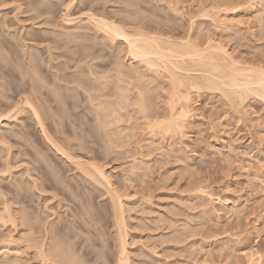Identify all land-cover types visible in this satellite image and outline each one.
<instances>
[{"label": "rangeland", "instance_id": "1", "mask_svg": "<svg viewBox=\"0 0 264 264\" xmlns=\"http://www.w3.org/2000/svg\"><path fill=\"white\" fill-rule=\"evenodd\" d=\"M27 3H31V11L30 4ZM62 9L63 6L55 5L47 0H7L0 3V19L11 24L8 28L7 24L0 23V39L5 37L12 41H10L12 45L8 44V51L5 53L7 55L3 57V60L0 59L2 60L0 62L5 65L4 68H7L4 70L11 74L0 79V86L3 89L0 88V112L5 113L17 106L10 114L12 119L9 117L1 120L0 123V192L3 193L0 197H4L0 199V205L6 203L5 201L9 207L11 204L12 213L15 210L13 219L16 224L18 222L16 225L6 218L3 223L0 219V264H46L39 257L40 255L34 253L41 242L37 241L38 236L44 237L42 241L45 239L43 241L45 244L47 241L51 242L48 234H45L51 221L57 220L55 222L61 223L64 219V222L67 220L69 222L70 217L71 220L74 219L75 227H71V223L66 225L68 230L65 228L63 231L66 232L62 231L64 234L61 233V237L57 235L56 238L64 237L63 241L68 242L69 248L74 247L72 250L79 255L77 257L75 254V263L83 259L82 263L80 261L77 264H115L116 253L113 254L116 252L113 248L115 245L112 247L115 244L113 239L115 227H113V216L109 213L110 203L107 195L103 193L105 188L100 185H90L82 176L83 172L75 166L74 160L80 159V156V161L93 162L102 166L107 173L109 172L113 186L117 187L120 194H124L122 200L126 211L123 215L127 216L125 221L129 235L126 239L131 260L134 259L132 263L171 264L175 263L172 261L178 263L181 259L182 264L189 262L191 264H246L245 253L256 250L261 253L264 264V99L261 100L254 95L247 97L241 106L243 107L241 113L246 111L245 115L243 113V118L240 112L229 111V107L224 103V97H221L218 91L192 90L191 116L185 123V127L180 134L173 133V136L170 134V137L164 136L163 139L161 137L158 140L159 143H151V148L146 147L150 141H148L149 144L144 141L147 145L143 146V150L147 151V155L144 153L142 156L144 163L138 167L140 173L136 169L135 173H138L134 176L129 167L134 159L129 153H123L127 148L129 149L125 152L137 147V140L140 141L141 131H143L142 126L139 128V125L142 124H140L141 121L137 122L138 124L127 121L126 117L130 115L127 108L129 106L127 103L126 106L124 103V106L122 105L123 96H120L121 106L117 99L115 100L119 97H115L117 94H114L115 98H110L115 88L113 83L117 78L115 71L111 72V69H114L116 61L121 63L125 61L124 45L120 41H109L106 37L94 34V31L89 28L80 31L73 27V24L86 21V13H94L97 16L112 19L129 30H135L137 28L127 23V19L137 17L136 22H141L139 24L146 33L161 34L162 37L170 36L173 39L192 34L200 44H203L207 37H211L224 44L236 59L244 61L246 60V58L243 59L244 57L248 60L250 57H259L262 52L264 55V0H79L76 7H72L68 12L70 16L63 15ZM215 13L218 14L215 15ZM216 17L225 19L229 23L227 22L226 25L218 23ZM5 43H7L6 40ZM22 50L26 52H24L26 55ZM22 57L26 60L30 57L31 62L24 64L23 62L27 61ZM128 64L130 60L127 61ZM141 64L136 63L134 68H138L139 65L147 68ZM144 68L141 70L146 73ZM132 75L135 77L136 72ZM105 76L106 86L110 84L113 88L110 85L106 87L105 83L102 84ZM112 78L115 81L111 84ZM123 78L126 77L123 76ZM126 79L130 80L128 77ZM164 80L166 79L163 78L162 81ZM125 81L117 80L116 84L119 83L118 86H121V82ZM155 82L158 81L147 84L148 87L150 86L146 88L149 93L147 97L149 96L150 103L152 101L150 104L152 108L159 107L163 110L167 89L165 91V88H160L161 86ZM99 83L106 87L105 91L98 86ZM33 85L38 86L36 90L32 88ZM126 85L128 84H122V86ZM129 85L125 87H128L126 90L123 87L120 89L125 93L129 92L128 98L131 99L130 91L133 87ZM152 86L155 88L152 89ZM96 87H99L103 94L111 93L106 96L101 95L103 98L108 96L109 101L111 99L110 103L116 101L114 108L121 107L118 113L120 117H115L114 121L117 120L116 123L121 124L120 127H116L118 124L115 123L107 124V126L103 123L101 127L100 122L97 126L98 117L96 116L100 112L98 113L99 110L94 106L96 102L93 103V101L99 97L101 90ZM32 92L34 95L38 94L37 97H39L34 103L43 109L47 119L45 124L52 128L49 127L50 130H47L50 133L48 136L54 141L57 140L58 145L59 141H62L59 146L65 150L68 149L67 153H71L74 159L60 157L61 155L51 150V146L43 139L29 106L23 102L25 96L31 100ZM91 98L94 99L91 101L93 105L89 104ZM100 98L102 99L101 96ZM105 101L109 102L106 98ZM124 107L128 109V112L124 111ZM121 112L127 115H121ZM116 113L115 115H118ZM131 124L138 127L135 128ZM104 127L107 128L103 131ZM120 129H123V132L125 130V134L120 132ZM130 132L136 134V137ZM120 135L124 137L121 138ZM141 142L139 144L143 145L144 143ZM119 143H122L120 147ZM115 144L118 147H115ZM158 145L160 148H157ZM111 146L119 152L123 151L122 154H117ZM106 148L108 150L111 148L113 151L110 149L112 152H106ZM126 154L129 158L128 155L124 156ZM78 155L79 158H77ZM137 155H135L136 158L141 156ZM7 164H10V167ZM4 169L9 170L5 172ZM73 170H75L74 173ZM41 173L45 176L43 177ZM32 175L41 176L40 180H44V182L39 181L44 185L42 188L38 185L39 190L35 186L32 189ZM78 175L80 179L83 177L84 181L78 179ZM56 186L62 192H58ZM207 191L212 192L213 200L207 198L205 200L204 197L207 194L204 193ZM101 192L104 196L100 195ZM52 195L54 198H51ZM217 197L227 201L229 207L225 208L217 202L215 199ZM11 198L16 199L13 201ZM22 208L25 211L20 214L18 211L20 209L22 211ZM0 210L3 212L2 206ZM81 210L87 211L83 212L86 216L82 215ZM1 211L0 214H2ZM78 212L80 215H77ZM25 216H28L27 220ZM81 216L82 219L86 217L88 219L82 220ZM19 217L24 218L20 220ZM184 220L189 223L186 225ZM176 223L180 225H175ZM31 226L35 229V231L32 229L33 234H31ZM176 229L179 231L182 229L180 232L183 234ZM178 234H181L180 237ZM165 235L171 237L172 242L166 240ZM174 235L179 239L174 238ZM31 236L37 238L32 237L34 239L32 242ZM162 237L166 238L164 244H162L164 241ZM8 239L9 243L6 241ZM175 240L181 242L174 243ZM49 244L46 245L49 246ZM185 260L189 262H184ZM47 264L50 262L48 261Z\"/></svg>", "mask_w": 264, "mask_h": 264}, {"label": "bare ground", "instance_id": "2", "mask_svg": "<svg viewBox=\"0 0 264 264\" xmlns=\"http://www.w3.org/2000/svg\"><path fill=\"white\" fill-rule=\"evenodd\" d=\"M5 1H7V0H0V3L1 2H5ZM10 1V0H9ZM11 1H15V0H11ZM25 1H27V0H25ZM47 1H52V3L53 4H55V5H60V6H63V11H64V14L63 15H65V16H70V14H68V12L70 11V9L72 8V7H76V4L78 3V1L79 0H47ZM27 4H30V11H31V3H27ZM75 4V5H74ZM19 7V6H18ZM28 10V9H27ZM217 12V11H216ZM218 13H219V11H218ZM217 13V14H218ZM85 14V13H84ZM216 13H215V15H217ZM86 15V21L84 22V23H79V24H73V27L74 28H76V29H80V31H82L83 29H86V28H89V29H91V30H93L94 31V34H97V35H99V36H102V37H106L107 39H109V41H120L123 45H124V59H125V61H123L124 62V64H123V62L121 63V62H119V61H116V64L113 66L114 67V69H111V72L114 70L115 71V73L114 74H116V76H117V78L115 79L116 80V82L115 83H113V85L115 86V88H113V85H110V86H112V88H113V95H111L110 96V98L111 97H114L115 95L114 94H117V96H115V97H118L119 98V100H118V98H115V100L117 99V102L119 103L120 102V100H122L121 99V97L120 96H123L122 98H123V102H121L122 103V105H123V103L125 104V106H126V103H127V105L129 106V107H127L128 109H129V113H130V115H129V113H128V115L129 116H127L126 118H127V121L130 123V121H131V123H133L134 124V122L135 123H137V122H139V121H141V123L140 124H142V125H139V128H140V126H142V128L141 129H143V131H141L142 132V134H141V139H140V141H138L137 140V138H136V140H137V147H135V148H133V149H130L131 151H128V152H125L127 149H129V148H127L125 151H124V153L123 154H125V153H129V155H131L133 158L132 159H134L132 162H131V165L129 166V167H131L130 169V171L132 172V173H134L133 175L135 176V174L136 173H138L139 172V169H138V167L142 164V163H144V160L142 159L143 157V155H144V153H146L144 150H143V146L145 145V142L147 141H150V144H149V142H148V146H146L147 148H151L150 147V145H151V143H154V142H158L159 143V139L161 138V139H163L164 138V136H169L170 134L173 136V133H177V132H179V133H177V134H180V132L182 131V129L185 127V123L188 121V119H190L189 117L191 116L190 115V112H191V109H190V95H191V91L193 90H195V89H210V90H215V91H218L219 92V94L221 95V97H224V103H225V105H227L228 107H229V111H231V112H235L236 111V113L237 112H240L239 114H241L242 116H243V113L244 112H246V111H243V113H241V111H242V109L241 108H243V107H241V106H243L242 104H243V102L246 100V98L247 97H249V96H251V95H254V97L256 96V97H259L261 100H263L264 99V55H263V52L260 54L261 55V57H260V55H259V57H255V58H257V60L255 59V58H251L250 57V59H248L247 60V57H244L243 59H245L246 58V60H242V59H236V57H234V56H232V53H229L230 51L226 48V46H224V44H222V43H220V42H218V41H215V40H213V39H211V37L210 38H206V41L202 44H200L195 38H193V35L192 34H188L187 36H185V37H180V38H172V37H170V36H163L162 37V35L161 34H159V35H157V34H154V33H146V32H144L143 31V27L139 24V23H141V22H139V23H137L136 21H137V17L136 18H128L127 19V23H129V24H131V25H133L134 27H136L137 29H135V30H129V29H127L126 27H124L123 25L121 26L120 25V23H117L116 21H114V20H112V19H108V18H106V17H103V16H97V15H95L94 13L92 14H85ZM220 16V15H219ZM217 18V17H216ZM3 19L4 20H7V19H5V17H3ZM1 20V19H0ZM70 21H73V19H69ZM140 20H141V18H140ZM139 21V20H138ZM2 22V24L3 23H5V21H3V20H1L0 21V23ZM7 23H5V25H6V27H10L11 26V24H8V21H6ZM11 21H9V23H10ZM125 22V21H124ZM135 22V23H134ZM216 22H218V23H224L225 25L226 24H228L229 23V21H227V20H225V19H219V17L216 19ZM228 22V23H227ZM135 24H139V25H135ZM4 25V24H3ZM91 25V26H90ZM90 26V27H89ZM8 27V28H9ZM80 31H77V32H80ZM161 35V36H160ZM23 37V36H22ZM25 38V37H24ZM24 38H22V39H24ZM5 37L4 38H2V40L0 39V59H2L3 60V57L5 56V55H7V54H5V53H7V51H8V46L9 45H12V43H10V41H11V39L9 40L8 38V41H7V39H5L6 40V42L7 43H5ZM19 39H20V37H19ZM21 40V39H20ZM17 41H19V40H17ZM12 42V41H11ZM5 44H7V45H5ZM9 44V45H8ZM14 44H15V42H14ZM16 45V44H15ZM262 49V48H261ZM261 49L259 50V51H261ZM22 52H23V50H22ZM25 52V51H24ZM23 52V54L24 55H26L25 53ZM28 54H29V52H27ZM28 54H27V56H28ZM234 55V54H233ZM23 57H25V56H23ZM22 57V58H23ZM242 57V56H241ZM241 57H239V58H241ZM23 59H25V58H23ZM29 59H30V57H28L27 58V62H23L24 64H28V62H31V61H29ZM252 59V60H251ZM2 60H0V61H2ZM24 60V61H25ZM128 60H130V64H128L127 65V61ZM242 60V61H241ZM21 62H22V60H21ZM117 62H119L118 64H117ZM121 63V64H120ZM136 63H142L141 65H145V66H147V68H144V70L146 71V73L145 72H143L142 70H143V68L139 65V67L138 68H134V65L136 64ZM18 64V63H17ZM16 64V65H17ZM21 64V63H20ZM26 64V65H27ZM30 65V64H29ZM4 64H2V62H0V79L1 78H5L7 75H11V74H9V72L8 71H5L4 69H7V68H4ZM34 66H36L35 64H34ZM117 66V67H116ZM18 67H19V65H18ZM141 67V68H140ZM142 69V70H141ZM142 72H141V71ZM10 71V70H9ZM37 71V70H36ZM11 72V71H10ZM133 72H136V76L134 77L132 74H133ZM140 72H141V75H140ZM148 72V73H147ZM23 74V73H22ZM163 74V75H162ZM109 76H110V74H108ZM162 75V76H161ZM107 76V75H106ZM106 76L104 77L105 79H103V77H101V79H103L104 80V82L102 83L100 80H99V82L100 83H102V84H104L105 83V81H106ZM112 76V75H111ZM116 76H114V78L116 77ZM123 76H125L126 78L128 77L130 80H127L126 78V81H125V79L123 78ZM134 77V78H133ZM107 78H109L108 76H107ZM111 78V77H110ZM123 78V79H122ZM160 78H162V80H163V78L164 79H166V80H164V81H162ZM13 79V78H12ZM131 79H134L133 81L131 80ZM3 80V79H2ZM112 80H113V78H112ZM111 80V84H112V82H114L115 80H113L112 81ZM117 80H118V82H119V80L120 81H125V82H123V83H126V84H130L133 88H132V90H134L133 92H131L130 91V93H132L131 94V99H129L128 97H129V92L127 93H125V91L124 90H126L127 88H125L126 86H128V85H126V86H122V82H121V86H118V84H116L117 83ZM108 81H110V80H108ZM153 81H158V82H155L157 85H160L161 87L160 88H165V91H166V89H167V92H166V96L164 97V99H165V105H164V107H163V110H160L159 109V107H158V109L156 110L155 108H152L151 107V103H152V101H151V103L149 102L150 101V99H148L149 98V96L147 97V94L149 95V93H148V90L146 89L148 86H147V84H150L151 82H153ZM99 83V85L98 86H100V88L103 90V91H105L104 90V88H106L107 86H109L108 84H107V86H106V83L104 84L105 86H103L102 84H100ZM108 83V82H107ZM8 84H10V83H8ZM155 84V85H156ZM1 85H3L2 83H1ZM120 85V84H119ZM129 85V86H130ZM154 85V86H155ZM156 85V87H158ZM28 86V85H27ZM35 85H33V87L32 88H34L35 90L37 89V87L35 88L34 87ZM103 86V87H102ZM154 86H152V89H153V87ZM10 87V86H9ZM16 87V86H15ZM40 87V86H39ZM120 87L122 88L123 87V89L124 90H122V89H120ZM150 87V86H149ZM148 87V88H149ZM0 88H1V86H0ZM99 88V87H98ZM97 87H96V89H98ZM99 88V89H100ZM111 88V87H110ZM118 88H119V90H118ZM155 88V87H154ZM2 89V88H1ZM16 89V88H15ZM29 89H30V87H29ZM34 89H32V90H34ZM39 89V88H38ZM95 89V90H96ZM100 89V90H101ZM3 90V89H2ZM24 90V89H23ZM27 90V89H26ZM102 90H101V92H102ZM109 90V89H108ZM108 90H107V92H108ZM111 90V89H110ZM122 92H121V91ZM146 90H147V93H146ZM150 91H151V89H149ZM1 91V90H0ZM19 91V90H18ZM97 91H99V90H97ZM129 91V90H128ZM192 91V92H193ZM199 91V90H198ZM197 91V92H198ZM26 92V91H25ZM35 92V91H34ZM34 92H32V94L34 93ZM96 92V91H95ZM94 92V93H95ZM99 92L100 93V95H99V97L101 96L102 97V99L100 98L99 99V97L97 98V99H95V101H93V103L94 102H96V105L94 104V106L96 107V109L97 110H99L98 111V113L100 112H102V110H108L109 112H107V111H105L104 110V112H106V113H108V114H106L105 113V115L103 114L104 112H102L101 114L99 113L98 114V116H96V117H98V120L95 118V120H97L98 121V123H97V126H98V124L100 125V123H101V127H102V124L103 123H106V125L105 126H107V124L108 125H113V123H115V124H118V123H116L117 122V120H116V122H114L115 121V117H120L119 115L120 114H118V113H120V109H121V107H117L118 109H116V108H114V106L116 105V101L115 100H113V101H115V103H110L111 102V99H110V101H109V99L107 98V97H104L103 98V96L105 95H110L109 93L107 94H103L104 92ZM110 92V91H109ZM121 92V93H120ZM36 93V92H35ZM118 93H120V94H118ZM31 94V100H30V98L29 97H26L25 96V98H24V101L23 102H25L28 106H29V108H30V110H31V115H32V117H33V119L35 120V123H37V126H39V128H40V132H41V134H42V136H43V139H45L46 140V142L48 143V145H50L51 146V150H54V152H56V154H60L61 156L60 157H63L64 159L65 158H67V159H74V156H72V155H70L69 153H67V151H68V149H64V148H61L62 146H59L60 144H62L61 142L62 141H59V145L57 144L58 143V141L56 142V141H54V139H52V137L50 138V136H48V134H50L47 130L49 129V127L50 126H48V124L46 125L45 124V121L47 120L46 118H45V116H44V111H43V109L40 107V106H38V104H35L34 103V101L36 100V99H38V97H37V95H32ZM89 94V93H88ZM97 94V92L95 93V95ZM101 94H103V96L101 95ZM129 94V95H128ZM29 95V94H28ZM4 96V95H3ZM43 96V95H42ZM57 96V95H56ZM93 96V95H92ZM98 96V95H97ZM45 97H46V95H45ZM91 97V96H90ZM94 97H96V96H94ZM94 97H92V98H94ZM124 97H125V100L127 101L128 99L130 100L129 102L127 101V102H124L125 100H124ZM47 98V97H46ZM88 98H89V96H88ZM91 98V100H90V102H89V104H91L92 102V100H94V99H92ZM105 98L109 101V102H107V101H105ZM259 98H257V100L259 99ZM21 100H22V98H20ZM45 100V99H44ZM98 101V103H97V101ZM152 100V99H151ZM18 101V100H17ZM40 101V100H39ZM38 101V102H39ZM46 101V100H45ZM19 102H21V101H19ZM261 102H263V101H261ZM41 103V102H40ZM93 103H92V105H93ZM121 103H119V106H121L120 104ZM154 103V102H153ZM156 103V102H155ZM157 104V103H156ZM155 104V105H156ZM114 105V106H113ZM118 105V104H117ZM154 105V104H153ZM152 105V106H153ZM112 106H113V108H112ZM124 106V105H123ZM17 106H15L14 108H16ZM14 108L13 109H11V110H9V111H6L5 113H1L0 112V123H1V120H4V119H7V118H9L10 116L12 117V115H10L12 112H13V110H14ZM44 108V107H43ZM108 108V109H107ZM109 108H111V110L109 109ZM120 108V109H119ZM123 108V107H122ZM125 109H124V111H127L128 112V109L126 108V107H124ZM95 109V110H96ZM118 111H116V110ZM93 110V109H92ZM94 110V111H95ZM123 110V109H122ZM19 111V110H18ZM93 111V112H94ZM20 112V111H19ZM117 112V113H116ZM233 112V113H234ZM115 113L116 114H118V115H115ZM16 114H18L17 112H16ZM16 114L14 115V116H16ZM93 114V113H92ZM122 114H125V115H127V113H122L121 112V115ZM95 115H96V113H95ZM115 115V116H114ZM125 115H123L124 116V118H125ZM244 115H245V113H244ZM13 116V117H14ZM48 116V115H47ZM123 116H121V117H123ZM239 116V118H242V117H240V115H238ZM10 117V118H11ZM49 117V116H48ZM94 117V116H93ZM108 117V118H107ZM110 117V118H109ZM123 118V119H124ZM125 118V119H126ZM129 118V119H128ZM243 118H244V116H243ZM12 119V118H11ZM15 119V118H14ZM46 119V120H45ZM122 119V118H121ZM132 119V120H131ZM138 120V121H137ZM258 121H260V120H258ZM257 121V122H258ZM261 121H263V120H261ZM100 122V123H99ZM118 122H119V118H118ZM121 122V121H120ZM126 122V121H125ZM128 122H126V123H128ZM122 123V122H121ZM259 123H261V122H259ZM258 123V124H259ZM3 124V123H2ZM1 124V125H2ZM114 124V125H115ZM123 124V123H122ZM138 124V123H137ZM264 124V123H263ZM120 125L121 124H118L116 127H120ZM128 125V124H127ZM132 125V124H131ZM131 125H129V126H131ZM251 125V124H250ZM262 125V124H261ZM4 126V125H3ZM48 126V127H47ZM55 126V125H54ZM53 126V127H54ZM56 126H57V124H56ZM56 126H55V128H56ZM124 126H126V125H124ZM128 126V127H129ZM132 126H134L135 127V125H132ZM136 127H138V125L136 126ZM135 127V128H136ZM51 128V127H50ZM59 128V127H58ZM107 128V127H106ZM105 127L103 128V131L106 129ZM114 128V127H113ZM122 128H123V125H122ZM129 128H132V127H129ZM138 128V129H139ZM52 129V128H51ZM125 129V128H124ZM134 129V128H133ZM132 129V130H133ZM50 130V129H49ZM98 130H99V128H98ZM101 130V129H100ZM112 130H114V129H112ZM126 130V129H125ZM124 130V132H126ZM128 130V129H127ZM131 130V131H132ZM145 130V131H144ZM120 132L122 131L123 132V129L121 130H119ZM184 131V130H183ZM54 132H55V130H54ZM59 132H61L60 130H59ZM101 132H102V130H101ZM116 132V131H115ZM117 132H118V130H117ZM123 132V133H124ZM55 133H57V131L55 132ZM108 133V132H107ZM123 133H121V134H123ZM54 134V133H53ZM125 134V133H124ZM130 134H131V132H130ZM55 135V134H54ZM57 135H58V133H57ZM60 135V134H59ZM119 135V134H118ZM129 135V134H128ZM131 135H134V133H132ZM136 135V134H135ZM134 135V136H135ZM103 136V135H102ZM112 136H113V134H112ZM112 136H109V137H112ZM117 136V135H116ZM121 136V138H122V136L123 135H120ZM134 136H133V138H134ZM138 136H139V134H138ZM137 136V137H138ZM108 137V136H107ZM118 137V136H117ZM124 137V136H123ZM130 137V136H129ZM136 137V136H135ZM140 137V136H139ZM138 137V138H139ZM170 137V136H169ZM56 138V137H55ZM126 138V140H129V138L127 139V137H125ZM132 137H131V139H133ZM1 139V138H0ZM57 139H58V137H57ZM101 139H102V137H101ZM108 139V138H107ZM117 138H115V140H116ZM119 139V138H118ZM108 140H110V138L108 139ZM123 140V139H122ZM165 140V139H164ZM2 141V140H1ZM67 141V140H66ZM112 141V140H111ZM121 141V140H120ZM142 141V142H141ZM145 141V142H144ZM161 141V140H160ZM63 142H65V141H63ZM81 142V141H80ZM110 142V141H109ZM119 142V141H118ZM139 142H141V143H144L143 145H141V144H139ZM146 142V143H147ZM165 142V141H164ZM1 143H3V142H1ZM70 143V142H69ZM69 143H68V146H69ZM116 143V142H115ZM123 143V142H122ZM122 143H119V147H120V144H122ZM133 143H135V142H133ZM65 145H66V143H65ZM136 145V144H135ZM153 145V144H152ZM8 146V145H7ZM108 146V145H107ZM110 146V145H109ZM113 146V145H112ZM111 146V147H112ZM115 147H118L117 146V144H115L114 145ZM155 146V145H154ZM161 146V145H160ZM9 147H10V145H9ZM106 147V146H105ZM115 147H112L114 150L116 149ZM122 147V146H121ZM133 147H134V145H133ZM108 148V147H107ZM106 148V152H112L113 150L111 149V148H109V150ZM155 148V147H154ZM157 148H160L159 147V145H158V147ZM161 148H163V147H161ZM9 149V148H8ZM105 149V148H104ZM112 151H111V150ZM146 149V148H145ZM65 150V151H64ZM108 150V151H107ZM134 150V151H133ZM148 150H154V149H148ZM8 151H10V150H8ZM7 151V152H8ZM115 151H117V150H115ZM115 151H114V153H115ZM164 151H165V149H164ZM69 152V151H68ZM119 151H117V154H122V152L120 151L119 153H118ZM149 152V151H148ZM165 153V152H164ZM8 154V153H7ZM11 154V153H10ZM75 154V153H74ZM73 154V155H74ZM141 155L139 158H136L135 157V155ZM168 154V153H167ZM127 155L128 154H126V155H124V156H126L127 157ZM129 155H128V158H129ZM137 155V156H138ZM145 155H147V153L145 154ZM164 155V154H163ZM9 156V155H8ZM8 156H6V157H8ZM11 156V155H10ZM9 156V157H10ZM83 157V156H82ZM122 157V156H121ZM125 157V158H126ZM77 158H79V155H78V157ZM76 158V159H77ZM131 158V157H130ZM147 158V157H146ZM145 158V159H146ZM9 159V158H8ZM62 159V158H61ZM83 159V158H82ZM85 159V158H84ZM4 160H6V158L4 159ZM10 160V159H9ZM63 160V159H62ZM81 160V156H80V159H77V160H74V164H75V166H77V169H79V171L81 170V172H83V174H82V176H84V179L86 180V182H89L90 183V185L92 184L93 186L94 185H100V186H103L104 188H105V192H103L104 193V195L106 194L107 195V198H108V200H109V203H110V211H109V213H111L112 214V216H113V219H114V221H113V223H114V226L113 227H115V230H114V240H115V244H113L112 245V247L115 245V247H113V248H115L116 249V252H113V254L114 253H116V258H114V262H115V264H134V263H132V262H134L133 260H131L132 258L130 257V250H128V247H127V245H128V243H127V239H126V237H127V235H129L128 234V232H127V228H126V217H124V215H123V213H124V211H126V207L124 206L125 205V203L123 202V200H122V196H124V194L123 193H119V191L117 190V187H115V186H113V184H112V182H111V180H110V176H109V172L107 173L106 172V170H104L103 168H102V166H99V165H97V164H95V163H93V162H90V161H80ZM90 160V159H89ZM126 160V159H125ZM8 161V160H7ZM6 161V162H7ZM70 161V160H69ZM127 161V160H126ZM127 162H129V161H127ZM147 162H149L148 160H147ZM5 163V162H4ZM9 163V162H8ZM70 163V162H69ZM71 163H73L72 162V160H71ZM126 163V162H125ZM124 163V164H125ZM124 164L122 165V167L124 166ZM147 164V163H146ZM145 164V165H146ZM10 165V164H9ZM8 164H7V166H9ZM66 165H67V163H66ZM72 165V164H71ZM127 165V164H126ZM144 165V164H143ZM147 166V165H146ZM10 167V166H9ZM8 167V168H9ZM31 167H33V166H31ZM35 167V166H34ZM72 167V166H71ZM5 168H6V165H5ZM74 168H76V167H74ZM126 168V167H125ZM143 168H147V167H143ZM143 168H141L142 170H143ZM7 169V168H6ZM6 169H4V171L6 170ZM30 169V168H29ZM56 169V168H55ZM54 169V170H55ZM127 169V168H126ZM136 169H138V172H136L135 173V170ZM9 170V169H8ZM8 170H6L7 172H8ZM34 170V169H33ZM37 170V169H36ZM58 170V169H57ZM56 170V172H58ZM5 171V172H6ZM74 171L75 170H73V173H74ZM123 171V170H122ZM126 171V170H125ZM124 171V172H125ZM127 171H129V170H127ZM28 172H29V170H28ZM38 172V171H37ZM55 172V171H54ZM33 173V172H32ZM78 173V172H77ZM140 173V172H139ZM40 174V173H39ZM38 174V175H39ZM44 174V173H43ZM47 174V173H46ZM128 174V173H127ZM127 174H125V175H127ZM130 174V173H129ZM9 175V174H8ZM41 175H42V173H41ZM74 175V174H73ZM80 175H81V173H80ZM138 175V174H137ZM142 175V174H141ZM140 175V176H141ZM33 176V179H31V180H33V181H31V185H32V189H34L35 187H37L38 188V190H39V187H43L44 185L43 184H40L42 181L44 182V180H40L41 179V176H38V177H40V178H38V177H36V176H34V175H32ZM43 176V175H42ZM45 176V175H44ZM43 176V177H44ZM81 176V177H82ZM3 177V176H2ZM73 177V176H72ZM136 177H138V176H136ZM48 178V177H47ZM126 178L128 179V177L126 176ZM132 178V177H131ZM141 178V177H140ZM43 179V178H42ZM55 179V178H54ZM78 179H80L79 178V175H78ZM82 179H83V177H82ZM82 179H80V180H82ZM84 179H83V181H84ZM129 180H131L130 179V177H129ZM39 181H41L40 183H39ZM57 181V180H56ZM77 182H79V181H77ZM57 183V182H56ZM86 184V183H85ZM38 185H39V187H38ZM41 185V186H40ZM43 185V186H42ZM46 185V184H45ZM48 185V184H47ZM35 186V187H34ZM7 187V186H6ZM5 187V188H6ZM52 187V186H51ZM54 187V186H53ZM88 187V186H87ZM96 187V186H95ZM1 188V187H0ZM40 188V189H41ZM55 188H58L57 186L55 187ZM101 189H102V187H100ZM91 189V188H90ZM58 192H62V190H60L59 188H58ZM11 191V190H10ZM56 191H57V189H56ZM14 192V191H13ZM42 192V191H41ZM73 193H74V191H72ZM1 193H2V191L0 192V195H1ZM3 194V193H2ZM55 194H57V193H55ZM75 194V193H74ZM102 194V192L100 193V195ZM204 194H207L204 198H205V200H206V198L207 199H212V197L211 196H213V194H212V192L211 193H209V191H207L206 193H204ZM70 195V194H69ZM103 195V194H102ZM101 195V196H102ZM103 195V196H104ZM105 195V196H106ZM5 196V195H4ZM53 196V195H52ZM51 196V198H54V196L52 197ZM55 197H56V195H55ZM72 197H73V195H72ZM4 198V197H3ZM3 198H1L0 197V199H3ZM67 198V197H66ZM13 199V201H14V199H16V198H11V200ZM69 199V198H68ZM216 199V201L217 202H219V203H221L222 204V206H224L225 208L226 207H229V203L227 202V201H225V200H222V199H220L219 197H217V198H215ZM10 199H8V201H9ZM102 200H103V198H102ZM213 200V199H212ZM211 200V201H212ZM1 201V200H0ZM59 201V200H58ZM61 201V200H60ZM69 200H67V202H68ZM104 201V200H103ZM4 202V201H3ZM6 203H7V201H5ZM6 203H2L3 205H0V207L2 206V209H3V212H2V214H0V219L2 220V222L7 218V219H9V220H11V221H9L10 223H13V224H16L15 222V220L13 219L15 216L13 215L15 212V210L13 211V213H12V211H11V209H10V207H12L11 206V204H10V202H8L9 204H10V207H9V205L8 204H6ZM61 203V202H60ZM60 203H58V204H60ZM109 205V204H108ZM63 206V205H62ZM65 206V205H64ZM68 206V205H67ZM188 207V206H187ZM108 208V207H107ZM189 208V207H188ZM187 208V209H188ZM18 210V209H17ZM16 210V211H17ZM25 211V210H24ZM23 211V208H22V211H21V209H20V211H18V212H20V214L22 213V212H24ZM59 211V210H58ZM82 211V210H81ZM81 211H80V213H81ZM65 212V211H64ZM83 212H87V211H82V215H85V214H83ZM55 213V212H54ZM58 213V212H57ZM61 213V212H60ZM60 213H58V214H60ZM25 214H26V212H25ZM53 214V213H52ZM79 214V212L77 213V215ZM110 214V215H111ZM125 214V213H124ZM13 215V216H12ZM16 215V214H15ZM22 215H24V213L22 214ZM54 215V214H53ZM71 215V214H70ZM70 215H68V216H70ZM80 215V214H79ZM7 216V217H6ZM59 216V215H58ZM86 216V215H85ZM190 216V215H189ZM26 217V216H25ZM28 217V216H27ZM27 217H26V220H27ZM20 218V217H19ZM24 218V217H23ZM22 218V219H23ZM54 218V217H53ZM62 218V217H61ZM67 218H69V217H67ZM72 218H74V216L72 215ZM172 218V217H171ZM191 218V217H190ZM21 218H20V220H22ZM54 219H57V217L56 218H54ZM58 219H59V217H58ZM75 219H76V217H75ZM80 219H82V216H81V218ZM83 219H88L87 217L86 218H83ZM82 219V220H83ZM25 220V221H26ZM89 220H91V219H89ZM94 220V219H93ZM161 220H163V218L161 219ZM7 221V220H6ZM55 221H57V220H55ZM54 220H53V222L51 221V223L49 224V227H47L46 228V233L45 234H48V239L49 240H51V242H48L47 241V243H50L49 244V246L48 245H46L45 243H43V241L45 240H43L42 241V239L44 238H40L41 236H38L39 237V239H37V241L39 240V241H41L40 242V244L38 245L39 246V248H36V252H35V250H34V253L35 254H38V256L39 257H41L42 258V260H44V262H46V264L48 263V261L50 262V264H77V263H79L80 261H81V263L83 262V259H81L80 261L78 260V262H76L75 263V254H77V257L79 256L78 255V253H76L74 250H72L74 247H72V249H70L69 248V245H68V242H65V241H63L64 240V237H63V239H60L59 238V236H58V238L59 239H57L56 238V236L57 235H60V237H61V235L62 234H64L65 232L63 231L67 226L66 225H68V224H70L71 225V227H73L74 226V223H75V221H74V219L73 220H71V217H70V221L68 222V220L66 221V222H64V219L61 221V223L58 221V222H55ZM92 221V220H91ZM112 221V220H111ZM167 221H168V219H167ZM171 220H169V222H170ZM174 221H175V219H174ZM1 222V221H0ZM22 222V221H21ZM89 222V221H88ZM172 222V221H171ZM177 222V221H176ZM179 222V221H178ZM177 222V223H178ZM184 222H186L185 220H184ZM4 223V222H3ZM49 223V222H48ZM172 223H175V222H172ZM175 224V225H178V224ZM189 223V222H188ZM187 222H186V225L188 224ZM17 224H18V222H17ZM16 224V225H17ZM73 224V225H72ZM169 225H170V223H168ZM147 225V224H146ZM149 225V224H148ZM180 225V224H179ZM178 225V226H179ZM185 225V224H184ZM14 226V225H13ZM66 226V227H65ZM77 226V225H76ZM171 226V225H170ZM172 226H173V224H172ZM189 226V225H188ZM190 226L192 227V225L190 224ZM32 227V226H31ZM45 227V226H44ZM43 227V228H44ZM75 227V226H74ZM149 227V226H148ZM169 227V226H168ZM174 227V226H173ZM185 227H187V226H185ZM191 227H190V229H191ZM70 228V227H69ZM78 228V227H77ZM145 228V227H144ZM167 228V227H166ZM175 228V227H174ZM178 228V227H177ZM187 228H189V227H187ZM35 231V229L32 227L31 228V234H33L34 233V231ZM67 230H68V228H66ZM179 229V228H178ZM178 229H176L177 231H179ZM186 229V228H185ZM71 230V229H70ZM182 230V229H181ZM180 230V231H181ZM32 231H33V233H32ZM64 233H63V232ZM176 231V232H177ZM179 231V232H180ZM184 231V230H183ZM189 230H187V232H188ZM173 231H171V233H172ZM182 232V231H181ZM180 232V233H181ZM44 233V232H43ZM62 233V234H61ZM72 233V232H71ZM167 233V232H166ZM170 233V234H171ZM45 234H43V236L45 235ZM49 234H50V236H49ZM73 234V233H72ZM168 234V233H167ZM173 234H174V232H173ZM181 234H183V233H181ZM181 234H178V236L179 235H181ZM36 235V234H35ZM76 235V234H75ZM112 235V234H111ZM169 235V234H168ZM30 235H28V237H29ZM37 236V235H36ZM47 236V235H46ZM70 235H68V237H69ZM166 236V235H165ZM176 235H174L173 237L174 238H176L177 240L179 239V238H177V236L175 237ZM36 239L34 236H31V241L33 242L34 241V239ZM67 237V236H66ZM71 237H72V235H71ZM76 237H78V236H76ZM75 237V238H76ZM148 237V236H147ZM150 237V236H149ZM167 237V239L164 237H162L163 239H164V241H163V243L162 244H164L165 243V239L166 240H169V242H172L171 241V237L169 238L168 236H166ZM180 237V236H179ZM30 238V237H29ZM151 238V237H150ZM159 238V237H158ZM169 238V239H168ZM9 239H12V238H10L9 237ZM9 239L8 240H6L7 242L9 241ZM15 239V238H14ZM69 239V238H68ZM173 239V238H172ZM27 240H28V238H27ZM30 240V239H29ZM67 240V239H66ZM72 240V239H71ZM129 240V239H128ZM174 240V239H173ZM177 240H175L174 241V243L177 241ZM11 241V240H10ZM16 241L18 242V240L16 239ZM36 241V240H35ZM13 242V241H12ZM16 242V243H17ZM129 242V241H128ZM169 242H167V243H169ZM178 242V241H177ZM176 242V243H177ZM181 241H179L178 242V244L180 243ZM9 243V242H8ZM11 243V242H10ZM39 243V242H38ZM67 243V245H65ZM71 243V242H70ZM74 243H76V242H74ZM113 243V242H112ZM18 244V243H17ZM130 244V243H129ZM178 244H176V245H178ZM194 244V243H193ZM33 245V244H32ZM35 245V244H34ZM37 245V244H36ZM71 245V244H70ZM73 245V244H72ZM82 245V244H81ZM80 245V246H81ZM152 245H153V243H152ZM173 245H175V244H173ZM196 245V244H195ZM66 246V247H65ZM77 246V245H76ZM80 246H79V249H80ZM130 246V245H129ZM162 246H164V245H162ZM47 247V248H46ZM71 247V246H70ZM150 247H152V246H150ZM155 247V246H154ZM153 247V248H154ZM3 248V247H2ZM112 248V249H113ZM147 248H149V247H147ZM4 249V248H3ZM7 249V248H6ZM34 249H35V247H34ZM115 249H113L114 251H115ZM162 249H163V247H162ZM170 249V248H169ZM173 249V248H172ZM5 250V249H4ZM155 250V248L153 249V251ZM164 250H166V249H164ZM168 250V249H167ZM166 250V251H167ZM179 250V249H178ZM181 250V249H180ZM184 250V249H183ZM73 251H74V253H73ZM80 251V250H79ZM152 251V250H151ZM6 252V251H5ZM77 252H78V250H77ZM160 252V251H159ZM132 253V252H131ZM161 253V252H160ZM5 254V253H4ZM8 254V253H7ZM6 254V255H7ZM10 254V253H9ZM8 254V255H9ZM155 254V253H154ZM83 255H84V253H83ZM157 255H158V253H157ZM161 255V254H160ZM84 256H86V255H84ZM132 256V255H131ZM76 257V259H80V258H77ZM133 257H134V255H133ZM168 257V256H167ZM84 258V257H83ZM245 258H246V264H263L262 263V255H261V253H259L258 251H256V250H250V251H248V252H246L245 253ZM149 259V258H148ZM151 260H152V258H150ZM143 260V259H142ZM161 260H163V259H161ZM179 260V259H178ZM181 260V259H180ZM178 261V263H176V261H172V262H175V263H171V264H182V261L183 260H181V261ZM186 260H188V259H186ZM184 261V262H189V261ZM145 261H146V259H145ZM150 261V260H149ZM163 261H165V260H163ZM42 262V261H41ZM138 262H139V259H138ZM137 262V263H138ZM143 262H144V260H143ZM152 262V261H151ZM155 262H157L158 263V261H155ZM154 262V263H155ZM160 262H162V261H160ZM181 262V263H180ZM190 263V262H189ZM188 263V264H189ZM138 264H140V263H138ZM143 264V263H142ZM147 264V263H146ZM163 264V263H162ZM184 264V263H183ZM191 264V263H190Z\"/></svg>", "mask_w": 264, "mask_h": 264}]
</instances>
